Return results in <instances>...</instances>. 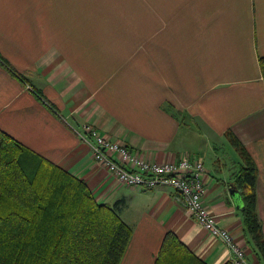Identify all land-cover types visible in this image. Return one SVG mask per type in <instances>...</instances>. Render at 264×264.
Wrapping results in <instances>:
<instances>
[{
	"label": "crops",
	"instance_id": "0c3cea01",
	"mask_svg": "<svg viewBox=\"0 0 264 264\" xmlns=\"http://www.w3.org/2000/svg\"><path fill=\"white\" fill-rule=\"evenodd\" d=\"M73 1L0 0V55L24 79L0 64V129L119 208L133 229L121 264H154L168 232L207 264L233 253L173 187L121 184L80 139L85 125L152 162L201 159L206 208L247 264H264L248 243L243 162L226 137L256 164L264 232V0Z\"/></svg>",
	"mask_w": 264,
	"mask_h": 264
},
{
	"label": "trees",
	"instance_id": "16d2710c",
	"mask_svg": "<svg viewBox=\"0 0 264 264\" xmlns=\"http://www.w3.org/2000/svg\"><path fill=\"white\" fill-rule=\"evenodd\" d=\"M0 64L23 79L1 55ZM259 66L264 77V57ZM226 137L243 162L238 181L246 190L248 243L264 263L257 167L234 133ZM132 235L118 207L98 203L84 180L0 129V264H121ZM154 264L207 263L168 232Z\"/></svg>",
	"mask_w": 264,
	"mask_h": 264
},
{
	"label": "built area",
	"instance_id": "2783aa9c",
	"mask_svg": "<svg viewBox=\"0 0 264 264\" xmlns=\"http://www.w3.org/2000/svg\"><path fill=\"white\" fill-rule=\"evenodd\" d=\"M93 153L94 159L114 174L123 185L137 188L173 187L191 216L201 223L212 236L225 243L233 253V264H247V254L233 235L217 225L214 215L206 208V192L201 159L183 155L169 163L152 162L128 146L100 134L93 126L85 125L78 133Z\"/></svg>",
	"mask_w": 264,
	"mask_h": 264
},
{
	"label": "rangeland",
	"instance_id": "374dc122",
	"mask_svg": "<svg viewBox=\"0 0 264 264\" xmlns=\"http://www.w3.org/2000/svg\"><path fill=\"white\" fill-rule=\"evenodd\" d=\"M131 1V2H130ZM74 0V5H136V0ZM141 5H152V0H140ZM66 5H70L66 3ZM91 149V148H90ZM210 214H212L210 212ZM214 215V214H212ZM214 218L217 222V218L214 215ZM195 219V218H194ZM196 220V219H195ZM197 221V220H196ZM202 227H204L201 223H199ZM218 225V223H217ZM219 226V225H218ZM205 228V227H204ZM206 229V228H205ZM222 229V228H221ZM224 229V228H223ZM207 230V229H206ZM226 230V229H224ZM209 231V230H207ZM228 231V230H227ZM210 232V231H209ZM229 232V231H228Z\"/></svg>",
	"mask_w": 264,
	"mask_h": 264
},
{
	"label": "water",
	"instance_id": "95a60500",
	"mask_svg": "<svg viewBox=\"0 0 264 264\" xmlns=\"http://www.w3.org/2000/svg\"><path fill=\"white\" fill-rule=\"evenodd\" d=\"M236 194L238 195L237 200H240L238 191H236Z\"/></svg>",
	"mask_w": 264,
	"mask_h": 264
}]
</instances>
